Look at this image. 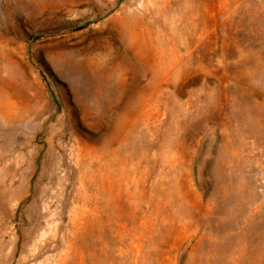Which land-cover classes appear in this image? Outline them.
I'll use <instances>...</instances> for the list:
<instances>
[{"label": "rangeland", "instance_id": "rangeland-1", "mask_svg": "<svg viewBox=\"0 0 264 264\" xmlns=\"http://www.w3.org/2000/svg\"><path fill=\"white\" fill-rule=\"evenodd\" d=\"M0 264H264V0H0Z\"/></svg>", "mask_w": 264, "mask_h": 264}]
</instances>
